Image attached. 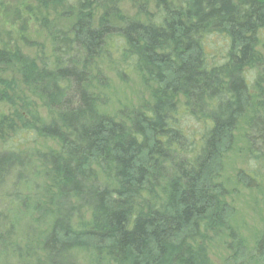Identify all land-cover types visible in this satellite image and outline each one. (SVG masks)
<instances>
[{
	"label": "trees",
	"instance_id": "obj_1",
	"mask_svg": "<svg viewBox=\"0 0 264 264\" xmlns=\"http://www.w3.org/2000/svg\"><path fill=\"white\" fill-rule=\"evenodd\" d=\"M20 1L64 8L74 24L48 26L47 60L0 48V101L13 110L0 121L10 143L0 152L10 212L0 261L10 251L19 264H78L82 254L95 264H212L213 242L241 247L217 179L252 109L239 176L251 187L264 177V0H156L147 22L122 17L121 0ZM114 47L122 68L156 88L150 108L121 118L101 114L92 91L106 86L97 62ZM41 138L61 150L25 149ZM257 248L264 255V236Z\"/></svg>",
	"mask_w": 264,
	"mask_h": 264
},
{
	"label": "rangeland",
	"instance_id": "obj_2",
	"mask_svg": "<svg viewBox=\"0 0 264 264\" xmlns=\"http://www.w3.org/2000/svg\"><path fill=\"white\" fill-rule=\"evenodd\" d=\"M2 1L4 3L0 5V48L18 47L32 58L47 60L52 57L48 26H56L68 31L74 24V19L65 13L64 8L47 11L30 1ZM118 7L122 17L142 22L156 19V0H121ZM103 12L104 9H100V15ZM111 51L109 60L103 57L97 62L99 69L106 76V86L94 83L92 88L98 111L107 116L121 118V114H130L140 108H150L154 104L155 85L143 84L137 72L122 68L118 57L120 50L114 47ZM251 93L253 96L256 95L252 85ZM183 109L181 102L180 111ZM12 112L9 104L0 101V121L3 117L10 116ZM40 113L43 117L46 116L45 110L41 108ZM252 113L253 109L241 118L234 132V143L224 155L223 167L217 179L224 188L225 201L231 209L229 226L237 232L241 247H232V240L227 237L223 242H213L209 247L212 264H264V255L257 248L264 236V177L259 180V184L251 187L239 176L241 171H248L250 162L247 123ZM183 120L189 132L195 133L199 130L200 124L196 121L187 116ZM5 141L6 136L0 135V152L5 147H10V143ZM25 149L30 150L32 155H36L37 152H58L61 150V145L56 140L41 138L27 143ZM1 196L2 191L0 192V221H4L8 219L10 212L9 205ZM14 208L15 206L12 210ZM27 233L31 234V231ZM16 242L18 246L25 248V241L16 240ZM2 248L0 246V252ZM2 257L1 264H19L10 251ZM78 264L95 263L90 255L82 254L78 255Z\"/></svg>",
	"mask_w": 264,
	"mask_h": 264
}]
</instances>
